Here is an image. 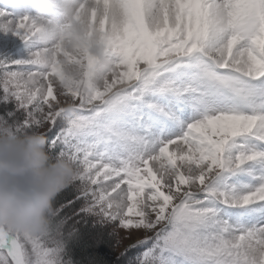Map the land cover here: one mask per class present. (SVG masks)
Here are the masks:
<instances>
[{
    "label": "snow or ice",
    "instance_id": "snow-or-ice-1",
    "mask_svg": "<svg viewBox=\"0 0 264 264\" xmlns=\"http://www.w3.org/2000/svg\"><path fill=\"white\" fill-rule=\"evenodd\" d=\"M31 8L0 10V105L15 104L79 175L45 235L0 230V264H70L80 214L112 224L115 246L143 233L127 264H264V0ZM50 29H78L80 48ZM17 40L26 55L13 59ZM62 61L81 70L73 86Z\"/></svg>",
    "mask_w": 264,
    "mask_h": 264
},
{
    "label": "clouds",
    "instance_id": "clouds-1",
    "mask_svg": "<svg viewBox=\"0 0 264 264\" xmlns=\"http://www.w3.org/2000/svg\"><path fill=\"white\" fill-rule=\"evenodd\" d=\"M46 5L47 0H41ZM50 38L76 50L81 46L78 29L49 30ZM98 62L107 63L99 47L87 49ZM62 63L63 86H73L80 68ZM45 131L33 129L22 136H0V230L12 235H45L51 226L57 197L79 175L68 159L53 157L47 147Z\"/></svg>",
    "mask_w": 264,
    "mask_h": 264
},
{
    "label": "trees",
    "instance_id": "trees-1",
    "mask_svg": "<svg viewBox=\"0 0 264 264\" xmlns=\"http://www.w3.org/2000/svg\"><path fill=\"white\" fill-rule=\"evenodd\" d=\"M15 104L8 106L0 105V136H8L7 132L3 130L2 124L7 123L15 125L12 121V117L18 112L15 111ZM14 113L9 116L8 113ZM15 121V118H14ZM21 127V125H20ZM5 129V128H4ZM33 129H20L22 136L26 132H30ZM5 131V132H4ZM17 133V134H18ZM71 215V212L69 213ZM77 222V224H75ZM99 222L87 217L85 214L75 216L72 221L69 222V230L75 229L74 234L67 243L68 256L72 264H114L112 255L114 258V252L110 251L113 241L112 236L103 228H99ZM136 250L127 252V256L119 257L116 264H127L129 257L135 256Z\"/></svg>",
    "mask_w": 264,
    "mask_h": 264
},
{
    "label": "rangeland",
    "instance_id": "rangeland-1",
    "mask_svg": "<svg viewBox=\"0 0 264 264\" xmlns=\"http://www.w3.org/2000/svg\"><path fill=\"white\" fill-rule=\"evenodd\" d=\"M0 10H6L8 13L15 15V16H22L24 15L26 12L32 11L31 8V0H0ZM2 33H0V38H2ZM4 53V49L0 48V55H3ZM7 55H9L10 57H12L13 59H17V58H22L23 56L26 55L25 49H24V45L19 42L18 40L15 41V46L13 47V49H11L10 51H8L6 53ZM16 112H18L16 115H14V117H12V121L10 123H14L15 125L12 124H7V123H2L4 124L3 126V130H5L8 134V136H19L21 135L20 133H22V131H20L18 133V131L22 128V129H29V128H24V127H20L21 122L24 119V115L22 112L15 110ZM15 118V121H14ZM1 121V119H0ZM5 128V129H4ZM4 131V132H5ZM2 131H0L1 133ZM18 133V134H17ZM87 217H92L93 220L98 221L99 224V228H103L105 229L112 237L113 235L112 233V227L113 225L107 222H103L102 218L97 217V216H92V215H86ZM77 224V222L75 223ZM121 235H123V232L121 233ZM138 236H143V233H134L131 237L130 240L126 239L123 241V243H121L119 246H115V238H112L113 244L110 251L114 252V258L112 255V259H113V263L116 264L117 260L119 257L124 256V258L127 256V252L125 251L126 246L132 242H134ZM69 242V239L67 240ZM66 241V245L67 242ZM68 250H67V246H65V257L64 259L66 261H70V264H72L73 262H71V260L69 259L68 256Z\"/></svg>",
    "mask_w": 264,
    "mask_h": 264
}]
</instances>
